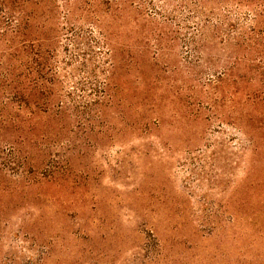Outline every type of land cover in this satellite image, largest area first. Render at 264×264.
I'll return each mask as SVG.
<instances>
[{"label": "rangeland", "instance_id": "rangeland-1", "mask_svg": "<svg viewBox=\"0 0 264 264\" xmlns=\"http://www.w3.org/2000/svg\"><path fill=\"white\" fill-rule=\"evenodd\" d=\"M0 264H264V0H0Z\"/></svg>", "mask_w": 264, "mask_h": 264}]
</instances>
